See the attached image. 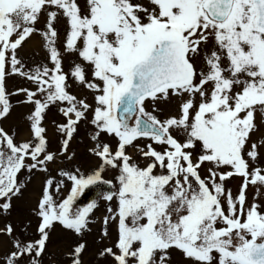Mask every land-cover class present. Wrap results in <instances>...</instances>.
I'll use <instances>...</instances> for the list:
<instances>
[{"label":"snow or ice","instance_id":"obj_1","mask_svg":"<svg viewBox=\"0 0 264 264\" xmlns=\"http://www.w3.org/2000/svg\"><path fill=\"white\" fill-rule=\"evenodd\" d=\"M34 37L45 62L30 66ZM13 96L27 137L0 125V264H85L90 247L94 264H264V0H0V121ZM100 184L97 216L77 201Z\"/></svg>","mask_w":264,"mask_h":264},{"label":"rangeland","instance_id":"obj_2","mask_svg":"<svg viewBox=\"0 0 264 264\" xmlns=\"http://www.w3.org/2000/svg\"><path fill=\"white\" fill-rule=\"evenodd\" d=\"M58 27L61 28V40H63L64 39L63 29L66 27L63 20H61V24L58 25ZM61 50L63 51V49ZM20 56L24 59V62L30 66L34 65L35 62H41V63L45 62L44 61L45 52L41 47L39 38L34 37L31 41H29L20 51ZM75 59H76L75 57H71V58L65 57V61H64L65 71L69 70L68 65L71 64ZM76 62H79V61H76ZM7 87L9 91H14L17 87H32V85L24 81L20 77H12L7 80ZM71 90L79 91L78 89H75V86H73V89ZM18 99L19 97H15V96L11 98V101L14 105L12 114L7 121H0V125L5 126L6 128L9 126H15L17 130L19 131L20 138H26L27 137V124L24 121L23 116L26 115L28 111V107L17 105L16 101ZM47 119H51L52 123L63 121V117L60 115V113L58 112V109L55 106H52L50 110L48 111L46 120ZM139 143L143 144V143H146V141H139ZM88 146L89 144L85 136V129H84V126L81 125L80 136L73 143V148L77 151V154H78L77 162L84 169H89L97 163V161L94 158L90 157L87 154L86 148ZM50 147L52 149H56L59 147L57 136L55 137L54 140H50ZM129 152L132 153V149H129ZM134 158H136L135 155H134ZM140 163L143 164V161L141 160ZM104 178L111 179L112 173L106 172L104 174ZM39 183H40V178L39 177L35 178L33 184L29 186L30 195L27 196L26 199L22 201H14V210L12 212V215L8 217V219H10L14 224L20 222L22 219H24L30 214V209L35 204L34 197H35V193L38 192ZM240 183H241V180L239 178L232 179L228 182V186L232 189L234 195L236 194ZM253 192H254V189L250 187L248 189V198L250 201L252 199ZM97 200L101 203V208L96 214L97 216H100L103 213V201L101 199V196ZM3 222H4V217L0 216V226L3 225ZM60 236L61 234L58 231L55 234L54 239L59 240ZM87 239L91 243L92 237L89 236L87 237ZM93 252H94V248L90 247L89 251L85 253L84 255L85 264H94Z\"/></svg>","mask_w":264,"mask_h":264},{"label":"bare ground","instance_id":"obj_3","mask_svg":"<svg viewBox=\"0 0 264 264\" xmlns=\"http://www.w3.org/2000/svg\"><path fill=\"white\" fill-rule=\"evenodd\" d=\"M76 92L79 93V91H76ZM27 113H28V111H27ZM24 116H23V118H24ZM45 122H46L45 125H46V128H47V135H48L50 140H54L55 137L57 136L54 123L51 122V119H47V120H45ZM55 134H56V136H55Z\"/></svg>","mask_w":264,"mask_h":264},{"label":"flooded vegetation","instance_id":"obj_4","mask_svg":"<svg viewBox=\"0 0 264 264\" xmlns=\"http://www.w3.org/2000/svg\"><path fill=\"white\" fill-rule=\"evenodd\" d=\"M98 187V186H97ZM95 188L96 187H93V186H90L87 190H86V192H85V194L83 195V198H82V203H85V205L88 203L87 201H88V197H89V195H90V192L92 191V189L93 190H95ZM89 191V192H88ZM81 203V204H82Z\"/></svg>","mask_w":264,"mask_h":264},{"label":"water","instance_id":"obj_5","mask_svg":"<svg viewBox=\"0 0 264 264\" xmlns=\"http://www.w3.org/2000/svg\"><path fill=\"white\" fill-rule=\"evenodd\" d=\"M101 189H107V190H109V187L108 186H103ZM99 194V192H96V193H94L93 194V197H96L97 195Z\"/></svg>","mask_w":264,"mask_h":264}]
</instances>
